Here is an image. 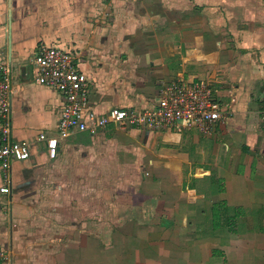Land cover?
Here are the masks:
<instances>
[{"label":"crops","instance_id":"obj_1","mask_svg":"<svg viewBox=\"0 0 264 264\" xmlns=\"http://www.w3.org/2000/svg\"><path fill=\"white\" fill-rule=\"evenodd\" d=\"M45 43L85 74L96 115L152 109L181 82L207 85L222 116L208 135L61 138L64 96L34 81ZM0 64L10 137L36 154L0 166V264H264V0H0Z\"/></svg>","mask_w":264,"mask_h":264},{"label":"built area","instance_id":"obj_2","mask_svg":"<svg viewBox=\"0 0 264 264\" xmlns=\"http://www.w3.org/2000/svg\"><path fill=\"white\" fill-rule=\"evenodd\" d=\"M34 65V81L64 96L57 125L61 138L84 131L95 135L109 123L141 127L148 132L179 125L194 127L202 134L208 135L222 116V106L213 98L207 85L181 82L166 86L152 109L138 111L113 107L106 114L96 115L87 106L86 76L72 67L70 55L63 46L57 43L38 46ZM10 90L11 78L8 68L0 64V166L3 170H6L12 161L36 164L32 141L13 140L10 137ZM35 140L45 143L49 159L56 157V137L39 134ZM0 192H8V188L3 186Z\"/></svg>","mask_w":264,"mask_h":264}]
</instances>
